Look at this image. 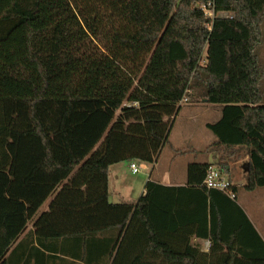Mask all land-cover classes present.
<instances>
[{"label": "trees", "instance_id": "trees-1", "mask_svg": "<svg viewBox=\"0 0 264 264\" xmlns=\"http://www.w3.org/2000/svg\"><path fill=\"white\" fill-rule=\"evenodd\" d=\"M263 39L264 0H0V264L30 222L21 262L43 248L71 264H264L239 204L264 187ZM187 102L221 109L216 163L113 203L111 167L157 163ZM244 158L239 187L228 168ZM210 167L233 198L206 187Z\"/></svg>", "mask_w": 264, "mask_h": 264}, {"label": "rangeland", "instance_id": "rangeland-1", "mask_svg": "<svg viewBox=\"0 0 264 264\" xmlns=\"http://www.w3.org/2000/svg\"><path fill=\"white\" fill-rule=\"evenodd\" d=\"M261 48V60L264 62V39ZM220 116V107L211 106L210 111L205 112L201 109L200 104L184 103L173 119L170 142L162 150L159 167L169 169L177 178L181 179L191 163H215L214 155L204 153V150L215 141L214 135L207 129L206 124L217 122ZM174 144L176 149L172 147ZM177 150H182L185 154L178 155ZM245 162H247V158H244L236 167L240 177L237 186L240 187L247 184V176L244 173ZM128 166L129 164L127 168ZM116 170L113 169V172ZM121 177L120 181L111 178V201L132 204L134 197L143 189L142 183L146 180V172L142 171L137 175H132L128 168L122 172ZM52 200L53 198H50L46 202L39 215L44 212L43 210L48 209ZM239 204L264 238V187L254 192L242 190Z\"/></svg>", "mask_w": 264, "mask_h": 264}, {"label": "crops", "instance_id": "crops-1", "mask_svg": "<svg viewBox=\"0 0 264 264\" xmlns=\"http://www.w3.org/2000/svg\"><path fill=\"white\" fill-rule=\"evenodd\" d=\"M200 107L205 112H208L211 109V105H208L206 103L200 104ZM207 125L208 124H206V126ZM169 142H170V138H169ZM172 147L174 149H176L175 144ZM160 156H161V154H160ZM159 159H160V157H159ZM209 163L214 165L216 163V161H215V163H211V162H209ZM240 163H241V161L237 162V163H233L228 168V171L230 174L229 178L232 180L234 185H238L237 181L240 178L239 174L237 173L238 169H236V167L238 165H240ZM128 164H129L128 168L130 169L131 163H129V162L117 164V165H114L111 167L110 185H111V178H113L116 181H120V179L122 178L121 177L122 172L124 170L128 169L127 168ZM121 165H123V166L120 167ZM144 166H145V169L143 171L146 172V180L143 181V183H142L143 189L140 193H138L136 195V197H134V199H133L134 203H132V204H137L138 201L140 200V198L145 194V186H146L147 182H149V181L156 182V183H159V184H162L165 186H171V187H182V186H185L187 183V169L184 173V176L181 179H179L169 169H163L162 167H159V160L157 163H155L152 166H148V165H144ZM113 169H115V170L117 169V170L115 172H113ZM130 171H131V169H130ZM244 173H245V171H244ZM125 175H126V172H125ZM132 175H134V174L132 173ZM47 210H43V211L46 212ZM33 225H34V222L29 223L27 231L20 238L19 242L24 240L26 235L34 232ZM19 242L15 245L13 250L9 252V254L7 256L8 257L7 263L8 264H25L24 261L27 259V256L29 254H31L32 256H35V258L30 261V264H71V255H63V254H61L60 251H58V252L47 251L43 248H40L42 253L32 252V250L30 248L26 249L27 252L25 253V255H26L25 259L21 262L20 259H21V255L23 254V251L21 254H19L20 252L18 250L15 251V248L19 244ZM194 243L200 244L202 242L199 239H194ZM207 243H208V241H206L204 243L203 250L207 247ZM35 246H37V243L35 244ZM204 251L208 252L209 250L207 251V248H206V250H204Z\"/></svg>", "mask_w": 264, "mask_h": 264}, {"label": "built area", "instance_id": "built-area-1", "mask_svg": "<svg viewBox=\"0 0 264 264\" xmlns=\"http://www.w3.org/2000/svg\"><path fill=\"white\" fill-rule=\"evenodd\" d=\"M207 15L213 18L215 17L216 18H232L233 17V15L229 13H219L216 15L212 11H207ZM130 169L134 175H137L145 169V166L142 164L141 165L137 164L136 162H132L130 165ZM204 184L206 185L208 189L219 190V191L227 193L231 198L234 197L232 189H231L233 184H231L228 178L225 177L223 174H221V172L216 167H210L209 173L206 177ZM206 248L207 250L210 249L209 242L207 243Z\"/></svg>", "mask_w": 264, "mask_h": 264}]
</instances>
